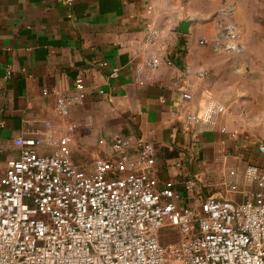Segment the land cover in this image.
<instances>
[{"label":"crops","instance_id":"1","mask_svg":"<svg viewBox=\"0 0 264 264\" xmlns=\"http://www.w3.org/2000/svg\"><path fill=\"white\" fill-rule=\"evenodd\" d=\"M258 4L0 0V141L9 144L14 136L27 134L28 121L37 126L49 121L54 127L71 122L72 159L80 168L90 170L95 158H110L108 142L122 135L154 144L160 182L181 181L189 171L200 186L224 181L233 167L264 166L258 148L264 142L234 119L244 115L238 103L248 93L241 67L258 53L250 38L264 37L254 24ZM183 20L190 21L186 34L177 31ZM154 58L161 63L152 70L146 62ZM114 68L119 69L116 77L111 76ZM140 68L143 84L136 82ZM79 76L86 97L64 118L56 111L55 93L72 95ZM184 92L192 96L190 101L182 99ZM207 96L215 97L225 112L202 131L189 125L186 115L201 110ZM92 109L100 113L88 114ZM258 116L264 123V111ZM83 122L91 124L84 133L78 130ZM223 127L226 133H221ZM101 139L104 146L98 144ZM17 156L13 150L4 158ZM204 191L231 198L221 187Z\"/></svg>","mask_w":264,"mask_h":264},{"label":"built area","instance_id":"2","mask_svg":"<svg viewBox=\"0 0 264 264\" xmlns=\"http://www.w3.org/2000/svg\"><path fill=\"white\" fill-rule=\"evenodd\" d=\"M160 63L154 58L146 67ZM55 94L56 111L68 118L86 97L83 77L75 78L72 95ZM182 99L192 96L184 92ZM224 112L207 96L186 122L207 131ZM27 124V134L0 141V264H264V166L233 167L224 181L204 186L189 171L181 181L160 182L154 144L115 135L111 157L95 158L87 170L72 159L75 124ZM258 148L264 154V144ZM13 150L17 157L4 158ZM214 187L231 198L205 193ZM164 228L175 241L161 243Z\"/></svg>","mask_w":264,"mask_h":264},{"label":"rangeland","instance_id":"3","mask_svg":"<svg viewBox=\"0 0 264 264\" xmlns=\"http://www.w3.org/2000/svg\"><path fill=\"white\" fill-rule=\"evenodd\" d=\"M257 9V27L264 30V0H258ZM253 23V22H252ZM250 40L253 43V47L258 49L257 57L255 60H248L246 64L241 67V72L245 74L244 88L248 90V93L241 99L242 102L238 103L244 115L241 117H234L235 123L244 132H249L257 136L264 142V123L258 122L262 116L258 115L264 111V37H252ZM254 65V67H253ZM220 71V70H217ZM234 109H237L232 107ZM88 114L100 113L99 109L88 110ZM254 115V116H253ZM78 130H85L91 128V124L83 122L78 125ZM76 130V132H79ZM247 134V135H248ZM160 239L162 244H167L176 240V235L169 228H164L160 231Z\"/></svg>","mask_w":264,"mask_h":264},{"label":"water","instance_id":"4","mask_svg":"<svg viewBox=\"0 0 264 264\" xmlns=\"http://www.w3.org/2000/svg\"><path fill=\"white\" fill-rule=\"evenodd\" d=\"M189 25H190V21L183 20L180 22L177 31L180 33L186 34V33H188Z\"/></svg>","mask_w":264,"mask_h":264}]
</instances>
